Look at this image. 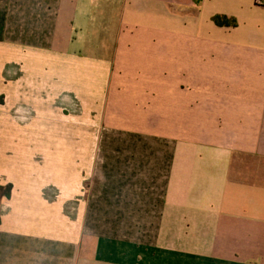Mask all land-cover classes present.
I'll use <instances>...</instances> for the list:
<instances>
[{"label":"crops","instance_id":"crops-1","mask_svg":"<svg viewBox=\"0 0 264 264\" xmlns=\"http://www.w3.org/2000/svg\"><path fill=\"white\" fill-rule=\"evenodd\" d=\"M0 184V264H264V0H9Z\"/></svg>","mask_w":264,"mask_h":264},{"label":"trees","instance_id":"trees-1","mask_svg":"<svg viewBox=\"0 0 264 264\" xmlns=\"http://www.w3.org/2000/svg\"><path fill=\"white\" fill-rule=\"evenodd\" d=\"M9 10V0H1L0 4V42L5 40V34L7 29V19ZM213 22L220 28H237L239 26L238 21L235 18L228 16L216 15L213 18ZM13 193V185L0 184V226L2 224L1 218V206L5 199H10Z\"/></svg>","mask_w":264,"mask_h":264},{"label":"rangeland","instance_id":"rangeland-1","mask_svg":"<svg viewBox=\"0 0 264 264\" xmlns=\"http://www.w3.org/2000/svg\"><path fill=\"white\" fill-rule=\"evenodd\" d=\"M101 141H102V142H101ZM101 143H102V144L106 143V137H101V138H100V144H101Z\"/></svg>","mask_w":264,"mask_h":264}]
</instances>
